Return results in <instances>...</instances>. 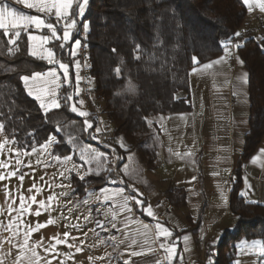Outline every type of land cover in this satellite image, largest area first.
I'll list each match as a JSON object with an SVG mask.
<instances>
[{
  "label": "trees",
  "instance_id": "1",
  "mask_svg": "<svg viewBox=\"0 0 264 264\" xmlns=\"http://www.w3.org/2000/svg\"><path fill=\"white\" fill-rule=\"evenodd\" d=\"M6 2L26 14L39 15L13 0ZM246 19L247 10L241 0L89 1L82 18L88 25L87 76L101 107L100 113L112 126L118 156L116 174L107 169V151L91 141L97 118L92 114L87 118L93 128L85 131V118L71 111V105L77 100L70 55L74 44L69 41L61 49L62 41L54 40L48 45L57 60L70 65V83L61 80L58 91L61 107L46 116L25 91L20 76L44 73L54 65L28 54V40L23 33L17 42L19 50L9 55L7 49L14 46L8 45L7 38L0 35V123L4 124L3 133L9 141L14 140L13 145L23 153L39 148L55 137L57 142L52 145V155L61 159L71 156L76 164L81 163V149L91 146L103 153L99 162L101 167L93 162L89 165L91 174L83 180L76 175L71 177L70 187L79 197L87 190L99 191L110 186L130 190L129 185L133 184L136 189L149 194L153 184L146 172L157 168L161 147L159 129L150 120L189 112V72L196 65L221 55L224 47L220 42L234 37ZM79 28L80 25L71 36L72 41L77 40ZM245 36L241 37L242 44L236 55L248 72L249 130L244 136L229 193V211L235 218V225L224 231L216 246L209 250L214 251V264H234L237 244L242 240L264 241V205L248 203L240 193L242 165L255 153L264 136V47L254 36ZM193 57L198 63L193 62ZM69 95L72 96L70 101L66 100ZM119 138H123L127 151L120 147ZM126 168L133 173L131 177L125 175ZM174 194L181 197L179 205L185 206L186 192L169 189L167 199L171 200ZM200 222L199 217L188 230L196 232Z\"/></svg>",
  "mask_w": 264,
  "mask_h": 264
},
{
  "label": "crops",
  "instance_id": "2",
  "mask_svg": "<svg viewBox=\"0 0 264 264\" xmlns=\"http://www.w3.org/2000/svg\"><path fill=\"white\" fill-rule=\"evenodd\" d=\"M13 1L24 8L17 0ZM259 14L263 13L255 4L251 14L247 10L245 24L238 31L241 32V36L237 37L241 44L242 36L252 35L262 42L264 47V23L259 27L257 23L258 18L261 17ZM82 18L77 20L78 27L79 24L82 27L87 24L82 21ZM77 26L72 29V35ZM57 28L61 31V26L58 25ZM255 30L260 31V35L255 36ZM39 34H47V30ZM225 56L224 49L218 57L207 63L196 65L189 72V112L150 120V123L159 129L161 147L158 150L157 168L146 172V177L153 184V191L149 194L140 190L139 192L143 194L140 198L145 200L144 206H152L158 221L154 217L147 216L136 204L131 206V212H120L119 205L122 203L120 196H114L113 200L107 203L102 202L103 189L108 190L107 194L113 195L118 189L123 188L124 195H131V189L123 186L105 187L99 191L87 190L83 197L77 196L71 187H67L70 185L71 177L76 174L71 170L66 172L62 169L61 161L54 158L52 150L51 157L47 156V158L41 156L40 147L34 148L35 151L33 149L27 152L29 154L21 152L18 158L22 163L19 165L16 163V147H8L7 150L0 152V161L10 165L7 169L0 168V173L7 176L9 172L19 169L17 176L0 181V225L7 226L10 222L12 223L11 231L0 227V260L3 264H14L17 260L19 249L13 245L19 246L23 243L29 227L35 228L37 223L45 224L49 219L54 220L55 223L32 232L29 237V249L40 242V247L35 248L42 258L39 264H46L47 261H51V264H61V261L63 264H125V261L129 264H156L157 260H160L162 264H169L165 259L167 254L159 248V243L151 242L154 239V225L157 222L173 233L172 237L164 241L168 244L176 243L177 256L172 264H207L209 255L214 264V251L209 250L216 246L224 231L231 230L235 225V218L229 211V193L243 150L244 136L249 130L248 82L245 84L239 79L248 72L237 61L236 53L231 52V55H227L226 62L213 64L209 69L203 68V65ZM56 68L57 65H54L50 70ZM59 75L62 80V71ZM73 77L76 85L74 66ZM25 91L27 92L26 89ZM36 102L39 105V102ZM74 104L78 110L90 113L89 117H91L92 108H101L95 96L92 103L84 102L83 107L77 100ZM99 116L102 127L112 131V126L107 123L105 115L100 113ZM4 138V133L0 134V142ZM260 149H264V136L255 153L242 165L240 193H247L246 196H242L245 201L255 200L259 201L257 204L264 205V156L255 164L251 162ZM86 150L93 153L99 152L91 146ZM189 152L190 156L184 155ZM176 153H180L184 158L180 159ZM80 160L81 171L84 174L90 169V164H86L81 157ZM20 175H24L22 183L18 179ZM77 177L80 178V176ZM246 181L251 185L250 188L246 186ZM34 184L36 188L41 189L40 192L37 193L35 189L29 191ZM169 189H180L186 192L185 206L179 205L181 197L175 194L171 196V200L167 199ZM5 191L9 193L8 196H5ZM32 195H36L37 201L45 204V208L39 209L41 211L39 216L19 211L21 196L26 198L25 207L30 206L33 212L38 209V204H33L28 199ZM97 196H100L101 200H97ZM49 197H55L50 202V207L48 206ZM174 198H176L175 206L172 203L175 202ZM203 204L204 207H202ZM9 205L13 209L11 214L8 211ZM113 211L117 212L115 220L111 215ZM199 217L201 222L196 232L189 231V227ZM97 221L103 224V227H100ZM113 223L116 224V228L112 227ZM142 224L152 228V234L148 238L149 243H144L145 237L137 234V229H140ZM125 225L128 226L125 227ZM14 233L18 234L14 235ZM64 233H69L67 244H57L51 239L53 236H59L61 240H64ZM185 235L190 237L189 251L184 250ZM202 235L203 240H201ZM131 236H135L137 240L134 246H130V239L127 238ZM112 237H115V240ZM9 238L11 243L8 242ZM213 241H216L214 246ZM244 241L246 240L240 241L237 246ZM68 244L73 247H68ZM52 245H55V249H52ZM77 248H81L82 251L77 252ZM133 251L143 254L132 256L130 253ZM25 256L30 257L31 252L25 250ZM180 256L183 257L182 262ZM249 260L247 249L241 251L237 248L234 264L237 262L238 264H257ZM22 264H27V259Z\"/></svg>",
  "mask_w": 264,
  "mask_h": 264
},
{
  "label": "snow or ice",
  "instance_id": "3",
  "mask_svg": "<svg viewBox=\"0 0 264 264\" xmlns=\"http://www.w3.org/2000/svg\"><path fill=\"white\" fill-rule=\"evenodd\" d=\"M18 3L22 4L24 8L33 10L36 14H26L22 10H18L17 8L10 6L9 3L6 2V0H0V35L7 38V44L12 45L14 47H9L7 49V52L9 55H13L15 51L19 50L18 46V40L20 39L22 33L27 36V40L29 42V55L41 59L46 60L50 65H57L56 69L49 70L46 73L41 72H33L31 75L25 74L20 76V80L23 82L25 89L27 90V94L31 97H33L36 101L39 102L40 109L44 112V114L47 116V114L54 110L59 109L61 107V104L58 99V88L60 87V80L61 77L59 75V72L62 71L63 74V82L64 83H70L69 81V68L70 65L66 64L62 61H59L56 59L55 52L52 48L47 47L51 42L54 40H61L62 43L60 44V48L63 49L65 46V43L71 41L75 45V47L78 49L80 47V41L79 40H71L72 36V29H75L77 26V20L82 18L85 12V8L88 4V0H17ZM241 3L243 6H245L248 10V12L251 14L254 10V4L259 9L260 12L264 13V0H241ZM55 21V22H53ZM61 26V31H58L57 26ZM83 28L85 31L88 30V25L84 24ZM31 29V31H30ZM44 30H47V34H39L44 33ZM234 37H240L241 32H235L233 34ZM221 45L224 47L226 56L231 55V52L229 51V47L234 48H240L241 44L239 43H233V37H229L227 40L221 41ZM139 46H137L138 49ZM113 52L116 50L113 49ZM70 55L75 57L76 51L71 50ZM226 56L221 57L220 59L216 61L209 62L208 64L203 65L204 69H209L212 67L213 64H219L222 61L226 62ZM139 59V57H136ZM237 61L241 64H243V61L239 60V57H236ZM193 62L198 63L195 57H193ZM75 67L79 69L80 64L79 62L74 61ZM193 71H196V69H193ZM116 72L119 73L120 69L117 68ZM245 84L248 82V73H244L241 77H239ZM77 80V88H76V94L79 95L80 89H79V73L77 72L76 76ZM133 90V89H130ZM235 95V93H233ZM66 100H72V96L69 95L66 97ZM79 105L83 107L84 101L80 100L78 101ZM71 111L79 115L80 117L85 118L84 119V125H85V131H87L90 128H93V124L87 119L89 117L90 113L87 111H80L77 109L75 104L71 105ZM163 119V118H162ZM59 131V127L57 128ZM4 131V124L0 123V134H2ZM97 133H99L100 129H95ZM93 139H96L95 136L92 137ZM55 137H51L48 139V141L42 145V148L47 151L48 148L53 144L56 143ZM8 143H15V141H9L7 137L3 139L2 142H0V152H2L5 148V145ZM118 143L120 144L121 148H124L127 151V145L124 143L123 138H119ZM35 151V149H34ZM81 159L84 160L86 164H91L93 162L97 163V167H101L100 160L101 157H103V153L100 152H89L86 149H81ZM29 154V153H24ZM15 155L17 156L16 163L19 165L22 163V161L18 158L21 155V152L17 150L15 152ZM176 155L183 159L184 156H182L180 153H176ZM184 155L190 156L191 153H185ZM264 156V149H260L257 156H254L252 158V163H257L260 158ZM56 160H60V157H54ZM71 156H65L63 158L64 162L71 161ZM129 160H131V156H129ZM10 167L9 163L5 161H0V168L7 169ZM31 167V165H29ZM76 166L73 165V168ZM17 169L16 171L9 172L7 176L0 173V181H3L5 179H10L11 177L17 176ZM125 175L132 176L133 173L129 171V169H125ZM92 169L87 170L83 175H80V179H84V175L91 174ZM97 174H99L97 172ZM63 175V173H61ZM18 179L21 181V183L24 180V175H20ZM43 179V178H41ZM195 179V177L193 178ZM246 186L251 187V185L247 184ZM67 187H70V185H67ZM129 187L132 190V193H135V195H124L125 189L120 188L116 193L113 195H109L107 189H103V199L102 202L107 203L109 201H112L114 196H120L122 197V203L119 205V211L120 212H131L132 208L130 206V202L134 201L136 205L140 206L143 211L146 213L149 217H154L157 219L156 214L152 210L151 205L144 206V201L140 197L143 196L142 193L139 192L138 189L135 188L134 184L129 185ZM33 189L36 190V192H40L41 189L36 188L35 184L33 185L32 189H29L31 192ZM9 193L5 191V196H8ZM246 192H242L241 196H246ZM97 200H101L100 196L96 197ZM28 199L31 200L33 204H38V209L33 212L31 207H25L26 198L24 196L20 197V206L19 211L23 213H29L34 214L36 216L41 215V211L39 209L45 208V204L42 201H37L36 195L30 196ZM55 197H49V207L50 202L54 200ZM248 203L257 204L259 201H246ZM14 203V201H13ZM226 203V200H225ZM9 214L13 211L11 205L8 207ZM107 215V214H106ZM112 219L115 220L117 212L113 211L111 212ZM87 219V217H85ZM239 219V217H237ZM55 223L54 220L49 219L45 224L37 223L35 228L29 227L28 232L25 234L23 243L19 246L13 245V247H18L19 249V255L17 257V260L14 262V264H22V262L27 259V264H39L40 259H42L39 254L35 251L36 247H40V242H37L36 245H34L32 248L29 249V237L32 232L39 231L41 228L47 227L50 224ZM98 225L100 227H103V224H100L99 221H97ZM128 225H125L127 227ZM0 227H5V230L11 231L12 230V223L10 222L7 226L0 225ZM113 228H116V224H112ZM155 228V235L154 239L151 240L152 243L159 242V248L162 249L167 255L165 256V259L169 262V264H172V261L177 256V246L175 242H172L171 244H168L164 241H167L168 238L172 237L173 233L163 225H161L159 222H157L154 225ZM122 231V229H121ZM18 233H14L16 235ZM137 234L144 236L145 240L144 243H149V236L152 234V228L147 224H142L140 229H137ZM69 236V233H64V240H61L59 236H53L51 239L55 240L57 244H67V237ZM127 236V234H126ZM130 239V246H134L137 244V240L135 236L127 237ZM161 238H163V241H161ZM75 239V238H73ZM113 240H115V237H112ZM189 240L190 237L188 235H185L183 237V241L185 244V251H189ZM201 240H203V235L201 236ZM8 242L11 243V238L8 239ZM123 242V241H121ZM216 241H213V246L215 245ZM68 247H73V245L68 244ZM238 249L243 251L244 249H248V251H255L258 253L260 257H264V241L261 240H253L251 244L249 245L247 241L242 242L241 245L237 246ZM52 249H55V245H52ZM25 250H28L31 252V256L27 257L25 256ZM46 251H50L49 249H46ZM77 252L82 251L81 248L76 249ZM149 251H154V249H149ZM141 252L133 251L130 253L132 256H139L142 255ZM181 262L183 261V257L180 256ZM0 264H3V261L0 260ZM46 264H51V261H47ZM61 264L63 262L61 261ZM125 264H129L128 261H125ZM156 264H162L160 260L156 261ZM207 264H213L211 255L207 258ZM238 264V262H237Z\"/></svg>",
  "mask_w": 264,
  "mask_h": 264
},
{
  "label": "built area",
  "instance_id": "4",
  "mask_svg": "<svg viewBox=\"0 0 264 264\" xmlns=\"http://www.w3.org/2000/svg\"><path fill=\"white\" fill-rule=\"evenodd\" d=\"M88 8V7H87ZM87 10V9H86ZM261 17L258 18L257 23L259 27L264 23V13L259 14ZM254 35L258 36L260 35V31L255 30ZM77 40L80 41V47L77 49L75 45L73 46V50L76 51L75 57L72 56V64L74 66L75 74L77 76V72L79 73V95H75L77 97V101L83 100L86 103H92L94 101V94L91 90V85L88 80L87 76V68H88V62H89V48H88V40H87V31L84 30L82 26H80L78 31V38ZM233 43H239L241 44V41L237 37H233ZM237 48L229 47L230 52L236 53ZM79 62L80 67L77 69L75 67V63ZM76 88H77V82H76ZM93 116L97 118V123L94 128V131L91 135V141L97 145L98 147L104 149L107 151V169L110 173L116 174L117 173V165H118V156L115 150V139L113 137V134L109 132L108 130L104 129L99 121V114L100 110L98 108H92ZM100 129L99 133L95 131V129ZM95 136L96 139H93L92 137ZM130 206H135V202L131 201ZM159 243V242H158ZM258 264V263H257Z\"/></svg>",
  "mask_w": 264,
  "mask_h": 264
},
{
  "label": "rangeland",
  "instance_id": "5",
  "mask_svg": "<svg viewBox=\"0 0 264 264\" xmlns=\"http://www.w3.org/2000/svg\"><path fill=\"white\" fill-rule=\"evenodd\" d=\"M20 4V3H19ZM20 5H22V4H20ZM23 6V5H22ZM88 7V6H87ZM87 7H86V9H87ZM86 9H85V11H86ZM79 25H81V24H79ZM46 61V60H45ZM47 62V61H46ZM97 101V100H96ZM99 109V108H98ZM100 110V109H99ZM99 118H100V116H99ZM109 128V127H108ZM112 130V129H111ZM109 132H111V131H109ZM54 144V143H53ZM52 144V145H53ZM52 145L48 148V150L47 151H45L43 148H42V146L39 148V151H40V153H41V156L43 157V158H47V156H50L51 157V150H52ZM8 147H12V148H14L15 146L13 145V143H8V144H6L5 145V148H4V150H7L8 149ZM54 159V158H53ZM58 161V160H57ZM59 161H61L60 162V165H61V167H62V169H64L66 172H68L69 170H71V172H73L74 174H76L77 176H80V175H82L83 173H82V171H81V169H82V166H81V164H76V163H74V162H72V161H69V162H64L63 161V159H60ZM67 165H69L68 167H67ZM73 165H75L76 167L75 168H73ZM251 244V241H250V243H249V245ZM247 252H248V256H249V259L252 261V262H254V263H258V264H264V257H260L259 255H258V253L257 252H255V251H248V249H247ZM249 260V261H250Z\"/></svg>",
  "mask_w": 264,
  "mask_h": 264
}]
</instances>
